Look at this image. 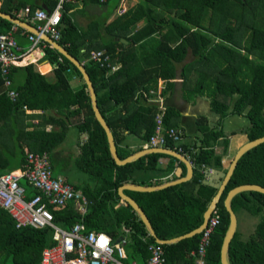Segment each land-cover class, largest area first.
I'll return each mask as SVG.
<instances>
[{
    "label": "trees",
    "instance_id": "trees-1",
    "mask_svg": "<svg viewBox=\"0 0 264 264\" xmlns=\"http://www.w3.org/2000/svg\"><path fill=\"white\" fill-rule=\"evenodd\" d=\"M77 1L108 6L109 13L120 2ZM51 2L50 10L57 0ZM43 3L48 6V2ZM25 5L26 2H22L18 8ZM67 7L64 3L57 42L82 63L89 75L98 108L112 131L120 158L133 152L123 143L127 135L136 137L141 143L147 142L158 113V104L149 103L155 97L151 91L157 89L159 81L166 84L165 91L173 88L177 63L184 62L188 56H192L191 61L183 64L180 70L184 88L192 84L186 94H202L207 87L212 90L213 106L221 118L229 113L244 115L249 122L245 131L248 140L264 135V0H139L133 9L112 19L104 33L97 31L99 19L87 29L77 28L63 11ZM35 8L38 7L30 8L31 16ZM0 11L16 18L3 6ZM142 19L141 27L132 31ZM12 26L0 18L2 32L9 31ZM21 30L25 31L18 28ZM94 49H104L108 54L105 66L89 59ZM42 58L54 64L52 79L35 72L33 65L28 64L22 68L21 82L15 84V73L20 68H11L12 88L17 92L14 101L7 96L0 73V175L20 169L30 151L47 152L54 173L74 166L89 176L87 181L74 185L90 202L82 216L85 228L104 231L114 241L125 236L126 263L146 264V245L154 240L147 234L137 213L121 200L117 189L123 184L134 183V173L155 170L159 157L167 156L172 161L175 158L148 153L117 166L110 155L105 132L92 112L80 73L47 44ZM117 64V69L110 72L111 65ZM191 68L197 73L193 82L188 78ZM72 78L80 81L77 88L70 89ZM23 107L43 113L26 115ZM176 118L174 108L167 107L165 125L178 127ZM33 119L38 123H32ZM197 123L202 133L200 145L191 150L184 143L195 166L190 181L153 192L125 191L145 213L160 239L182 236L198 228L217 191L200 183L204 179L201 167L222 168L221 157L215 154L213 145L224 134L218 128L204 127L201 120ZM48 125L52 126L49 131L46 130ZM69 130H74L77 136H85L78 144L79 151L71 166L57 151ZM223 142L228 144L226 138ZM141 148L140 145L137 150ZM247 184L264 188V142L242 155L216 204L219 224L209 239L206 264H220L219 249L229 222L224 207L227 193ZM186 186L195 189L188 192ZM231 207L236 217L237 211H244L254 217L260 216V221L246 240L239 239L236 230L228 245L229 263L264 264V195L241 193L233 198ZM49 208L54 221L65 228L79 219L70 202ZM51 234L47 227L17 228L11 215L0 207V264H40L42 249L53 243ZM199 239L200 235H196L161 244L164 264H196V256L191 252L197 249Z\"/></svg>",
    "mask_w": 264,
    "mask_h": 264
},
{
    "label": "built area",
    "instance_id": "built-area-1",
    "mask_svg": "<svg viewBox=\"0 0 264 264\" xmlns=\"http://www.w3.org/2000/svg\"><path fill=\"white\" fill-rule=\"evenodd\" d=\"M67 1L73 0H58L51 12L36 9L32 16L30 9L25 7V17L36 21L35 28L57 42L60 37V13L63 4ZM99 1L105 2L106 0ZM17 29L18 27L14 25L7 32L0 30V73L7 96L13 101L17 97V92L12 88L13 83L10 78L12 65L16 64L18 59L31 55L35 49L39 50V56H41L46 44L51 47L42 40L40 35L28 32L31 45L27 51H21L15 37ZM17 51H21V53L17 54ZM108 58L109 56L104 50H92L89 56L90 60L97 62L100 66H105ZM58 60H61L60 57ZM164 114L163 107H160V111L154 117L153 132L145 147L170 148L185 155L191 161L192 154L185 149L183 131L175 126H166ZM167 144H171V147ZM201 173L208 177L214 171L202 165ZM22 177L35 189V193L30 196L26 195V189L19 183ZM68 202L72 203L79 219L71 227L64 228L54 221V215L49 206H62ZM89 203L85 195L67 181L62 174L53 172L47 152L30 151L26 154L24 164L19 170L0 175V207L11 215L15 226L17 228L31 226L51 229L53 243L42 249L40 264H128L124 247L125 236L114 241L104 231L85 228L82 216ZM218 224L219 216L213 210L206 221L205 228L199 234L197 249L191 252L192 256H196V264H206L205 256L210 244L209 239ZM124 230L125 232L129 231L128 229ZM146 250L148 252L146 264H164V251L161 244L150 242L146 245Z\"/></svg>",
    "mask_w": 264,
    "mask_h": 264
},
{
    "label": "crops",
    "instance_id": "crops-1",
    "mask_svg": "<svg viewBox=\"0 0 264 264\" xmlns=\"http://www.w3.org/2000/svg\"><path fill=\"white\" fill-rule=\"evenodd\" d=\"M43 1L48 2V6L45 5ZM138 1L139 0H120L117 8L111 13H109V9H107L108 6H100L91 2L84 4L83 1L73 0L65 2L68 7L67 9L64 8L63 11L70 17L73 24H75V26L80 29H87V27H89L92 22H95L99 19L101 23L99 30L97 31H102L104 33L106 25L112 19L125 13L127 10L133 9L138 3ZM22 2H26V5L20 6V8H18L20 3ZM51 3V0H0V9L3 6L5 9H8L12 14L16 15V18L20 20L25 19L22 21L29 23L30 25H33L35 27L37 25V22L32 21L30 19H26L24 14V8L28 7L30 9L32 7H38L34 10L42 9L45 12H51L54 9L52 8V10H50ZM61 13L63 12L61 11ZM143 23L144 20L142 19L140 22L134 25L135 27H132V31H136L139 27H141ZM25 31H18L17 29L15 33V37L17 39L21 51H27L28 47L31 45V41L28 39V31ZM125 43H127V41ZM135 46H137V44ZM21 51H17L16 53H21ZM42 56L43 55L39 56V50L35 49V51L31 53V55L18 59L16 64L12 65V68H20L15 73V84L21 82L23 78L22 75L24 73L22 68H24V66H27L28 64L33 65L35 72H38L39 74L45 76L47 79H52V70L54 69V64L48 62L47 60L42 58ZM191 59L192 57L188 56V58L184 62L177 63L178 73L176 79L172 80L174 83L173 88L165 91L166 84H164L162 81L158 82L157 89L151 91V94L155 95V97L149 100V103H157L158 111H160V107H163L165 112L167 107L174 108L175 112L177 113V126L178 128H180V130L183 131L184 143L190 146L191 150H196V147L200 145L201 142L199 138H201L202 133L201 130L198 128V120H201L203 122L204 127L218 129L221 127L226 128L224 136L220 137L218 141L213 145V150L215 154L221 157L222 170L216 169L214 167H209L208 169H211L212 171H214V173L212 175H209L208 177L203 175L204 179L203 181H200L202 185H208L215 188L216 186L218 187L219 184H221V181L224 179L226 173H224L223 171L227 172L234 154L243 144L248 141L247 135L246 133H244L243 128L245 126H248L249 122L244 115L234 113H229L221 118L220 114L216 111V109H214L213 106V100L211 99L212 90L207 89V94L203 91L202 94L198 95H187L186 91L184 92L183 79L182 77H180V70H182V65L188 64ZM117 66L118 64L111 65L110 72L115 71L117 69ZM196 75V70L194 68H191L188 74L189 80L193 82L195 80ZM79 84L80 82L76 78H72L69 82L70 89L77 88ZM191 87H189L188 90ZM164 91L165 96L162 94ZM23 110L25 111L26 115H36L43 113L40 110H29L26 107H23ZM31 122L37 124L38 120L33 119ZM51 128V125L46 126L47 131H49ZM73 132L75 131L73 130ZM76 138L77 142L75 144V147L78 148V144H81L83 142L85 136L76 135ZM224 138L228 140L227 145L223 142ZM123 143L126 144L130 149H132L133 152L136 151L137 147H139L140 145L142 146V148H148L145 147L146 143H141L136 137L131 135H127ZM191 161L190 163L194 168V174L195 166ZM178 162L176 158L175 161H172L170 157L161 156L157 159V162L155 164V170L136 172L133 174L134 183H129L143 187H152L165 184L180 178H184L187 175V167L182 162L180 163H182L184 167L182 165H179ZM187 182L188 181L183 183ZM144 183H146L147 185H145ZM193 188L194 187L192 186H186V190L188 192H191L190 190Z\"/></svg>",
    "mask_w": 264,
    "mask_h": 264
},
{
    "label": "water",
    "instance_id": "water-1",
    "mask_svg": "<svg viewBox=\"0 0 264 264\" xmlns=\"http://www.w3.org/2000/svg\"><path fill=\"white\" fill-rule=\"evenodd\" d=\"M0 18L5 19L6 21H9L13 25L17 26L18 28L25 29L28 32L34 33L36 35H40L42 40L47 42L53 49H55L59 54H61L63 57H65L71 64H73L76 68V70L80 73L81 79L86 87V92L87 95H89L90 99V104H91V109L94 114L95 119L97 122L100 124L102 129L105 132L106 138H107V143L109 147V152L110 155L114 161V163L117 166H123L127 163H131L135 161L138 157L148 154V153H163V154H168L170 156H173L174 158L177 159V161H180L184 163V165L187 167V175L184 178H180L165 184H161L158 186H152V187H143L131 183H126L120 186L117 189V194L121 198L122 201L128 203L132 209L137 213L138 218L142 222L147 234L153 238L155 243L159 244H170L177 242L180 239H189L192 238L196 235H199L203 229L206 226V221L209 218L211 212L216 209V204H218L228 182L230 181L231 176L233 175V172L239 162V159L242 157L244 153L247 151L251 150L252 148L258 146L260 143L264 142V135L255 138L253 140H248L245 144H243L238 151L235 153L234 157L232 158V161L228 167V170L224 176V179L222 181V184L217 192V194L211 199L209 202L206 210L204 211L203 214V221L202 224L192 230L191 232L184 234L182 236H174L168 239H160L156 236L149 220L147 219L145 213L138 207V205L134 202V200L127 196L125 194V191H134V192H153V191H158L161 189H164L169 186H173L176 184H180L186 181H189L192 178L193 175V166L190 163L189 159L178 152H175L174 150L170 148H163V147H148V148H141L139 150H136L130 154H128L125 158H120L118 153H117V148L115 144V140L112 134L111 129L109 128L108 124L106 123L105 119L101 115V112L98 108L97 105V97L95 93L94 86L92 84V81L90 80L89 75L85 72L82 63H80L75 57H73L71 54L68 53V51L60 45L58 42L53 41L48 35L40 33L33 25H30L29 23H26L18 18H14L11 15H8L6 13L0 12ZM122 41L126 42L125 39H122ZM244 192H258L260 194L264 195V188L259 186V185H253V184H247V185H240L237 186L233 189H231L225 199H224V207L226 212L229 215V222L226 227L225 233L223 235V239L220 245L219 249V263L220 264H230L229 259H228V245L229 242L231 241L234 233L237 230V217L234 211L232 210L231 207V202L233 198L241 193Z\"/></svg>",
    "mask_w": 264,
    "mask_h": 264
},
{
    "label": "rangeland",
    "instance_id": "rangeland-1",
    "mask_svg": "<svg viewBox=\"0 0 264 264\" xmlns=\"http://www.w3.org/2000/svg\"><path fill=\"white\" fill-rule=\"evenodd\" d=\"M208 23V21H207ZM206 23V24H207ZM243 52V51H242ZM192 57V56H190ZM188 58V57H187ZM186 58V59H187ZM211 77V76H210ZM210 79V78H209ZM79 81V80H78ZM80 82V81H79ZM192 84L190 83L188 85V88L191 87ZM188 88H184V92L188 89ZM209 88V87H208ZM207 91V87L204 90V93ZM203 93V92H202ZM207 94V92H206ZM188 95V93H187ZM211 99L213 100V97H211ZM248 124V123H247ZM249 125V124H248ZM248 126H245L243 129L244 133L246 131V128ZM221 130V132L226 131L225 127H221L219 128ZM77 142V138H76V134L75 132H73V130H69L66 133V136L64 138V140L62 141L61 145L57 148L58 151V156L61 158H66L68 161V166H71V163L73 161V158L78 154V148L75 147V144ZM235 155V154H234ZM234 157V156H233ZM64 177H66V179L72 183L73 185L78 184L80 182H84L85 180L87 181V179H89V176H87L85 173L81 172V171H77L74 166H72V168L70 169H65L63 171L60 172ZM223 181V180H222ZM221 181V184H222ZM19 183L26 189V195L30 196L35 192V189L27 182V180L25 178H20ZM221 184H219V186L215 187L216 188V194L221 186ZM215 194V195H216ZM212 199V198H211ZM211 201V200H210ZM207 208V207H206ZM260 221V216L259 217H254L252 215H250L249 213H246L244 211H237V232L239 234V239L241 240H246L248 239V237L254 232L255 227L257 225V223ZM64 227V226H63ZM65 228V227H64Z\"/></svg>",
    "mask_w": 264,
    "mask_h": 264
}]
</instances>
